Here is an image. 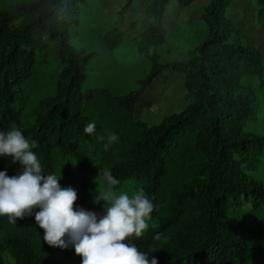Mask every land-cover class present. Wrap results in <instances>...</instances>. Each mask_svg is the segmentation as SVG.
Returning <instances> with one entry per match:
<instances>
[{
	"label": "trees",
	"instance_id": "16d2710c",
	"mask_svg": "<svg viewBox=\"0 0 264 264\" xmlns=\"http://www.w3.org/2000/svg\"><path fill=\"white\" fill-rule=\"evenodd\" d=\"M87 1L16 0L0 11V44L7 46L0 62V132L16 115L15 86L35 74L36 49L52 51L63 64L59 93L42 105L34 125L21 132L36 142L32 150L44 175L58 178L59 167L67 164L66 182L77 193L74 208L98 219L104 215L105 204L95 199V180L107 168L119 181L115 187L133 180L153 203L155 224L142 237L125 241L147 253L149 260L264 264V183L248 181L241 169L242 163L264 152V135L244 132L259 101L243 84L247 76L263 79L264 56L256 47L230 41L234 27L226 12L232 0H211L203 14L207 38L186 60L163 64L157 53L148 54L151 70L125 95L107 87L83 90L97 54L73 46L70 28L78 19L79 4ZM194 1L177 0L181 6ZM258 2L264 10V0ZM169 3L151 0L147 11L153 20L141 34V51L148 53L166 41ZM19 19L26 20L10 30L11 22ZM173 71L185 73L192 102L157 125L139 124L140 138L132 141L133 114L138 106L150 105L147 89ZM88 123L96 125L91 135L84 132ZM107 132L118 140L105 150ZM4 159L8 167L0 171L8 176L22 173L11 157ZM38 211L33 208L24 227L0 241V251H9L17 264H82L72 243L51 247L43 240L44 230L35 222ZM41 242L46 243V255L37 252Z\"/></svg>",
	"mask_w": 264,
	"mask_h": 264
},
{
	"label": "rangeland",
	"instance_id": "374dc122",
	"mask_svg": "<svg viewBox=\"0 0 264 264\" xmlns=\"http://www.w3.org/2000/svg\"><path fill=\"white\" fill-rule=\"evenodd\" d=\"M16 0H0V11ZM151 0H88L78 6V19L70 28L73 46L86 52H95L88 67V79L83 90L93 87H107L115 95H125L138 87L137 81L144 79L151 70L148 54L157 53L160 62L169 64L186 60L193 49L207 38V25L203 14L211 0H195L187 6H181L177 0H170L164 15L166 41L153 46L148 53L141 51V34L152 22L153 17L147 8ZM227 18L233 23L234 31L230 41L245 46H253L264 56V10L258 0H232L227 8ZM26 19L11 22L9 29L19 28ZM36 71L32 79L15 86L18 96L13 102L16 115L3 132L12 129H27L34 125L42 105L50 103L59 93L61 59L54 52H42L38 49ZM7 52V46L0 44V62ZM184 72L173 71L167 80L157 78L147 89L150 105L138 106L133 114V134L131 140L140 138V125L151 127L163 121L169 115L179 114L192 102L193 98L185 87ZM243 84L250 87L259 107L255 118L244 125V132L251 135H264V77L247 76ZM30 142V137L25 136ZM8 160L0 156V169L8 167ZM17 164H19L17 162ZM19 167L22 166L19 164ZM248 181L264 183V152L251 157L250 162L241 165ZM67 164L58 170V179L62 188L69 187L66 182ZM98 183V185H97ZM95 180V198L99 195L97 187L103 190V181ZM116 193L125 192L130 196L138 191L133 180L113 188ZM99 203L105 204L104 201ZM26 216L16 223H9L6 216L0 217V241L8 234L19 232L25 225ZM148 229L155 224L150 217ZM147 229V230H148ZM45 242L38 245L37 252L46 255ZM0 264H17L12 254L0 251Z\"/></svg>",
	"mask_w": 264,
	"mask_h": 264
},
{
	"label": "clouds",
	"instance_id": "9594fccd",
	"mask_svg": "<svg viewBox=\"0 0 264 264\" xmlns=\"http://www.w3.org/2000/svg\"><path fill=\"white\" fill-rule=\"evenodd\" d=\"M95 128V123H88L84 132L91 135ZM106 140L104 148L108 150L118 137L107 132ZM35 143L18 129L0 132V156L11 157L13 163L18 162L23 168L16 176L0 171V216L16 223L38 207L35 222L44 230L43 240L51 247L65 248L72 243L75 253L82 257V264H158L156 258L149 260L147 253L125 242L142 237L149 227L147 221L154 206L143 189L131 196L116 193L113 188L119 181L104 168L96 183L99 179L106 187L103 190L97 187L99 195L95 198L97 203L105 202L104 215L98 219L92 212L76 210V191L62 188L55 174L44 175L32 150Z\"/></svg>",
	"mask_w": 264,
	"mask_h": 264
}]
</instances>
